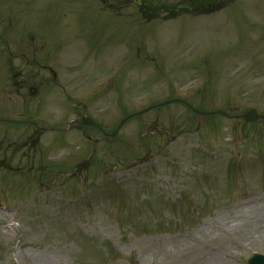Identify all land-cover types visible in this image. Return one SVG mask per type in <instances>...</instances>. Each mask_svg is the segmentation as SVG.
<instances>
[{"label": "rangeland", "instance_id": "374dc122", "mask_svg": "<svg viewBox=\"0 0 264 264\" xmlns=\"http://www.w3.org/2000/svg\"><path fill=\"white\" fill-rule=\"evenodd\" d=\"M102 3L0 0L13 73L31 51L57 71L14 87L0 41V119L49 128L0 122V264H248L264 254V122L172 104L112 138L65 127L79 108L112 132L176 96L264 113V0L152 22Z\"/></svg>", "mask_w": 264, "mask_h": 264}, {"label": "trees", "instance_id": "16d2710c", "mask_svg": "<svg viewBox=\"0 0 264 264\" xmlns=\"http://www.w3.org/2000/svg\"><path fill=\"white\" fill-rule=\"evenodd\" d=\"M119 8L136 2L145 20L176 18L183 14H209L225 7L234 0H116Z\"/></svg>", "mask_w": 264, "mask_h": 264}, {"label": "water", "instance_id": "95a60500", "mask_svg": "<svg viewBox=\"0 0 264 264\" xmlns=\"http://www.w3.org/2000/svg\"><path fill=\"white\" fill-rule=\"evenodd\" d=\"M175 101H178V100H175ZM196 113L198 114H211V113H206V112H201V111H198V110H195ZM218 113H221V112H218ZM244 119L246 121H249V122H252V121H257V120H260V119H263L264 116L259 114L256 110H250L248 112H246L244 115H243ZM130 117H127L125 118L124 120L121 121V123L119 124V127L120 128L122 126V124L127 120L129 119ZM86 123L90 122L89 120L88 121H85ZM117 131H115L112 135H114ZM250 263L251 264H264V256L263 255H255L251 260H250Z\"/></svg>", "mask_w": 264, "mask_h": 264}]
</instances>
